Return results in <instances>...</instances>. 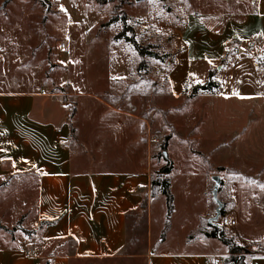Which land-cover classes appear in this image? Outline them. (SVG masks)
<instances>
[{"label": "rangeland", "instance_id": "rangeland-1", "mask_svg": "<svg viewBox=\"0 0 264 264\" xmlns=\"http://www.w3.org/2000/svg\"><path fill=\"white\" fill-rule=\"evenodd\" d=\"M245 2L110 0L101 4L96 0H0V82L12 80L1 89L24 87L17 79L33 66L35 72L40 67L39 73L46 84H53V91L64 92L66 101L74 102L77 89L91 86V93L111 105L98 97L85 100V150L96 168L110 167L113 161L118 163L117 168L130 167L125 158L133 153L132 148L96 142L107 128L113 130L122 124L145 129L154 171L166 163L165 151L174 162L175 168L168 175L174 211L165 237L166 197L157 192L150 208L148 205L146 210L138 209L129 215L127 242L120 256L77 264H148L150 248H161L167 238L177 247L184 237H196V229L201 227L205 234L215 224L249 250V246L264 245L262 59H257L258 70L252 81L257 97L253 89L244 86L252 80L248 73L235 76L223 92L214 95L195 93L192 86L179 96L163 94L168 70L181 47V21L190 13L229 16L243 11ZM112 18L114 22L109 23ZM123 30L160 57L141 56L125 36L117 39ZM61 41L68 42L67 49H60ZM227 60L229 55L214 74L223 70ZM134 65L138 82L128 89L113 78L114 71L120 66L129 70ZM221 79L226 82L225 77ZM114 108L131 110L138 118L132 116L128 122L126 117L114 114ZM167 135L170 138L164 150ZM74 149L78 150L76 141ZM214 175L222 180L218 197L224 214L217 220H213L218 207L212 195ZM6 197L17 205L25 198L31 202L35 188L25 187L14 196L0 194V202ZM222 215L235 219V226L223 225ZM159 243L163 244L157 246ZM223 250L214 246L211 252L216 254L211 258L223 260Z\"/></svg>", "mask_w": 264, "mask_h": 264}, {"label": "crops", "instance_id": "crops-1", "mask_svg": "<svg viewBox=\"0 0 264 264\" xmlns=\"http://www.w3.org/2000/svg\"><path fill=\"white\" fill-rule=\"evenodd\" d=\"M245 1L243 11L229 16L190 13L181 21V47L168 70L163 94L179 96L189 86L206 83L210 71L219 69L228 55L223 70L212 77L220 88L211 94L223 92L235 76L244 73L252 79L244 86L250 91L256 88L252 81L257 59H264V0ZM37 67L17 79L22 88L1 89L12 80L0 82V194L14 196L25 187L35 188L31 202L25 198L17 205L7 197L0 202V264H77L120 256L127 242L129 215L141 207L145 194L149 208L155 199L151 195L154 159L145 129L132 124L107 128L98 144L132 148L134 154L125 158L130 167L117 168L113 161L110 167L96 168L85 150V100L98 96L89 86L75 91L74 102L66 101L64 92L53 91V84H46ZM136 67L120 66L113 78L128 89L136 87ZM256 90L249 94L257 97ZM200 91L207 93H195ZM112 112L128 122L132 116L138 118L127 109ZM196 230V237H184L177 247L167 238L157 245L161 248H150L148 264H214L218 259L211 258L216 254L211 252L214 246L224 249L219 264H233L227 262L225 244L207 237L201 227ZM249 248L254 253L245 255V264H264V245Z\"/></svg>", "mask_w": 264, "mask_h": 264}, {"label": "trees", "instance_id": "trees-1", "mask_svg": "<svg viewBox=\"0 0 264 264\" xmlns=\"http://www.w3.org/2000/svg\"><path fill=\"white\" fill-rule=\"evenodd\" d=\"M98 3L106 4L110 0H96ZM114 18H112L109 23L114 22ZM125 36V39L127 42L131 43L134 49L141 55H150L155 57H160L158 53L154 51H150L147 47H144L141 45L134 36H126L125 31H121L119 34L116 35V38H122ZM214 76V71H210L209 73V79L206 83L197 85L193 88V90L198 91L202 90L205 92L215 93L219 90L220 84L214 80H212V77ZM74 111V109H73ZM72 111V112H73ZM170 136L167 135L163 142V149H167L168 140ZM166 152V151H165ZM165 161L166 163L162 165L157 171H155V175L152 178L151 182V195L152 197L155 196L157 192L162 193L166 197V205H167V214L168 219L166 220L165 229L162 233V237H165V232L169 228V220L172 216V213L174 211V195L171 191V181L168 177L169 174L172 173L174 169V162L172 159H170L167 154H165ZM149 203V197L147 194H145L144 200L141 204V207L139 209L146 210ZM221 214H224L223 211H221ZM205 235L207 237L212 238H218L223 244H225L228 248L229 256L227 258V262H231L233 264H245V255L254 253L253 251L249 250L245 246L241 245L240 243L236 242L233 237H229L225 234L224 229L219 227L218 225H213L212 230L206 231Z\"/></svg>", "mask_w": 264, "mask_h": 264}, {"label": "water", "instance_id": "water-1", "mask_svg": "<svg viewBox=\"0 0 264 264\" xmlns=\"http://www.w3.org/2000/svg\"><path fill=\"white\" fill-rule=\"evenodd\" d=\"M165 154H167V152H165ZM213 180H214V187L212 190V195H213V199L218 204V207L216 209L217 215L213 218V220H217L221 214V208L223 206V203L220 201L218 197L219 188H220L222 180L219 175H214Z\"/></svg>", "mask_w": 264, "mask_h": 264}, {"label": "built area", "instance_id": "built-area-1", "mask_svg": "<svg viewBox=\"0 0 264 264\" xmlns=\"http://www.w3.org/2000/svg\"><path fill=\"white\" fill-rule=\"evenodd\" d=\"M59 47H60L61 50L67 49L68 48V42L67 41H61V43L59 44ZM260 64L262 66H264V59H262ZM222 216H223V219H222L221 223L223 225L235 226V224H236V220L235 219H232L231 217L225 216V215H222ZM213 263L214 264H219L220 261L218 259H215Z\"/></svg>", "mask_w": 264, "mask_h": 264}]
</instances>
